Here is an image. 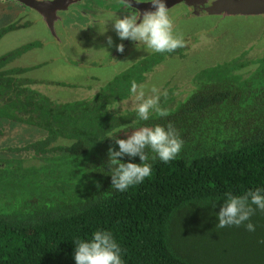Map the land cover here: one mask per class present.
<instances>
[{"label": "trees", "instance_id": "obj_1", "mask_svg": "<svg viewBox=\"0 0 264 264\" xmlns=\"http://www.w3.org/2000/svg\"><path fill=\"white\" fill-rule=\"evenodd\" d=\"M38 46L0 55V121L43 133L12 149L30 159L0 161V264H75L74 241L97 230L112 233L123 264H264V211L238 227L219 228L216 219L229 194L264 192V49L255 61L201 70L186 99L161 95L166 117L152 112L143 121L113 108L175 51L139 60L90 99L57 103L32 88L29 68L13 66ZM169 124L183 141L180 153L164 163L145 149L151 175L126 191L113 188L115 139ZM249 222L255 231L246 230Z\"/></svg>", "mask_w": 264, "mask_h": 264}, {"label": "rangeland", "instance_id": "obj_2", "mask_svg": "<svg viewBox=\"0 0 264 264\" xmlns=\"http://www.w3.org/2000/svg\"><path fill=\"white\" fill-rule=\"evenodd\" d=\"M85 2L86 7L78 6L77 9L84 11L86 17L63 15L62 26L66 29H56L61 41L59 44L50 36L37 13L17 8L12 1H0V28L13 25L17 30L0 40V55L27 43H38L37 48L23 55L14 66L29 68L27 77L36 81L34 88L57 103L90 99L119 71L154 53L140 43V46L128 49L124 59L116 63V45L130 41L120 40L112 26L116 17H125L124 11H116L123 4L118 0ZM95 7L102 9L101 18L94 14ZM175 8V12H178L179 9ZM169 16L174 24V34L181 36L186 46L168 55L146 75L141 84L146 97L152 95L151 89L155 86L161 93L171 91L176 102L182 101L194 89V76L201 70L234 58L255 61L264 49V16L204 15L188 19L172 13ZM71 21L78 23L69 24ZM108 37L112 39L111 46L107 44ZM129 45L128 42L124 48ZM253 69L254 66H251L243 73ZM134 108L132 94L113 110L124 112ZM42 137L43 133L37 129L0 121V161L30 159L28 153L18 154L12 149L21 148Z\"/></svg>", "mask_w": 264, "mask_h": 264}, {"label": "clouds", "instance_id": "obj_3", "mask_svg": "<svg viewBox=\"0 0 264 264\" xmlns=\"http://www.w3.org/2000/svg\"><path fill=\"white\" fill-rule=\"evenodd\" d=\"M121 2L131 7L128 0H121ZM149 3L155 11H145L142 19L139 13L127 15L122 19L115 18L112 26L119 39L142 43L156 53H171L185 47L184 39L174 34V24L163 0H149ZM107 44L112 45L111 37H108ZM116 51L123 53L124 45L117 44ZM130 91L134 96V111L139 120H148L152 112L159 117H166L169 114L166 109L160 107L161 95L167 98V90L161 93L153 86L152 95L146 97L144 86L133 81ZM114 142L119 150L114 151L111 147L108 149V163L112 173L111 185L121 192L126 191L130 186L142 183L151 175L152 167L147 163L149 156L145 149L155 153L154 159L158 158L167 163L180 153L183 145V141L171 124L167 126V129L160 125L141 127L129 134L126 139H115ZM125 156L139 157L141 163H123L121 159ZM257 209L264 211V192L261 189L250 190L244 195L229 194L216 215L217 227H238L245 221H249ZM245 227L247 231H255V226L250 222L245 224ZM74 243L76 245L75 264H123L121 249L111 232L97 230L90 240L77 239Z\"/></svg>", "mask_w": 264, "mask_h": 264}, {"label": "flooded vegetation", "instance_id": "obj_4", "mask_svg": "<svg viewBox=\"0 0 264 264\" xmlns=\"http://www.w3.org/2000/svg\"><path fill=\"white\" fill-rule=\"evenodd\" d=\"M0 1H12L13 3H15V6L17 7H19L20 9H22V10H24V11H26V12H28V13H30V11L31 12H35V13H37L42 19H43V17L36 11V10H34L33 8H30V7H27L26 5H23L22 3H20V2H18V1H15V0H0ZM37 2H39V3H42L43 5H42V7L40 8L41 9V11L46 15V17L47 18H49L50 17V15H51V13L47 10V6H49L51 3L50 2H52V1H55V5L57 4V3H59L60 2V5H65V3H63V1L62 0H36ZM85 1H88V0H75V2H73V3H71V4H69V5H67L66 7H65V9L64 10H58V11H56V13H55V16H56V20L54 21V24H53V27H54V35H52L51 33H50V31H49V29H48V26H47V24H46V21L43 19V23H44V25H46V28H47V30L49 31V33H50V36L57 42V43H59V44H61V41L59 40V38H58V35H57V31H56V29H57V27H58V29H59V31H61V30H64V29H66V28H64L63 26H62V23H63V15L64 14H70V15H77V14H79V15H82L83 17H86V15H85V12L84 11H80V10H78L77 9V7L78 6H84V7H86L87 5H86V2ZM103 1V0H102ZM119 2H121V0H118ZM217 0H182V2L181 3H179V4H177V5H175V6H173L172 8H170L169 9V13H172V14H175V16H178V17H181V15H182V18L183 19H188V18H193V17H200V16H204V15H208V14H206L204 11H205V9L207 8V7H209V6H211L214 2H216ZM128 2L131 4V7H128L127 6V4H125V3H122L123 5L120 7V9L119 10H116L118 13H123V12H120V11H124L125 13H123V15L124 16H127V15H138V13L140 14V16H141V19H142V15H143V13L145 12V11H153L154 10V8L153 7H151L149 4V0H128ZM104 3V2H103ZM105 5V4H104ZM102 6V5H101ZM100 6V7H101ZM17 7V8H18ZM175 7H177V8H175ZM173 8H175V9H179V11L178 12H175V10L173 9ZM92 9V8H91ZM171 9H173V10H171ZM101 8H96L95 7V9H94V14H96V15H98V17H99V15H102V13H101ZM72 11V12H71ZM173 11V12H172ZM180 12H182V13H180ZM209 16V15H208ZM262 16H264V15H262ZM99 18H101V17H99ZM103 22H105L104 21V19L102 18L101 19ZM85 21H87L86 19H85ZM138 23L140 22L139 20L137 21ZM74 23H78V22H76V21H71V23H69V24H74ZM77 26H78V24H76ZM8 28V29H10L6 34H4V36L5 35H7V34H9V33H11V32H14V31H17V30H15L14 29V26L13 25H11V26H5V27H1L0 28V30L2 29V28ZM4 36H2V38L1 39H3L4 38ZM0 39V40H1ZM130 43V45H129V47L128 48H124V51H123V53H119V52H117V51H115V55H114V58L116 57V59H117V61H115L116 63H120L123 59H124V55H125V53L127 52V50L128 49H130V48H136L137 46H140V43L139 44H137L136 42H133V41H124L122 44L124 45V47L127 45V43ZM32 43H36V42H32ZM27 44H31V43H27ZM27 44H25V45H27ZM38 44V43H37ZM22 46H24V45H22ZM22 46H20V47H22ZM20 47H18V48H16V49H19ZM15 50V49H14ZM34 50V49H33ZM10 51H13V50H10ZM10 51H7V52H5V53H8V52H10ZM32 51V50H31ZM178 52V49H176L175 50V52L174 53H177ZM5 53H3V54H5ZM29 53V52H28ZM155 53V52H154ZM3 54H1V55H3ZM27 54V53H26ZM151 54H153V53H151ZM25 55V54H24ZM150 55V54H149ZM149 55H146V56H144V57H142V58H140L139 60H141V59H143V58H145V57H147V56H149ZM168 56V55H167ZM166 56V57H167ZM22 57V56H21ZM20 57V58H21ZM165 57V58H166ZM20 58L18 59V60H16V61H19L20 60ZM139 60H137L136 62H138ZM15 61V62H16ZM14 62V63H15ZM135 62V63H136ZM163 62V61H162ZM161 62V63H162ZM131 65H133V64H131ZM130 64H129V66H127L126 67V69L127 68H129L130 66H131ZM13 66H14V64H13ZM14 67H17V66H14ZM156 67V66H155ZM125 70V69H124ZM123 71V70H122ZM119 72H121V71H119ZM118 72V73H119ZM116 75V74H115ZM31 79V78H30ZM33 80V79H32ZM142 84V83H141ZM140 84V85H141ZM35 85V84H34ZM34 85L32 86V88L33 89H35L34 88ZM35 90H37L38 92H40V93H42L41 91H39L38 89H35ZM43 94V93H42ZM46 96V95H45ZM15 125H17V124H15ZM19 126H23V125H19ZM25 127H28V126H25ZM30 128H33V127H30ZM35 129V128H34ZM41 139V138H40ZM39 140V139H38ZM36 141V140H35ZM34 142V141H33ZM29 144V143H28ZM24 147V146H23Z\"/></svg>", "mask_w": 264, "mask_h": 264}, {"label": "water", "instance_id": "obj_5", "mask_svg": "<svg viewBox=\"0 0 264 264\" xmlns=\"http://www.w3.org/2000/svg\"><path fill=\"white\" fill-rule=\"evenodd\" d=\"M27 7L36 10L46 21L48 29L52 35H54V21L56 20L55 13L58 10H64L65 7L75 0H62L65 5H60V2L55 5V1L50 2L47 6V10L51 13L50 17L41 11L42 3L36 0H15ZM168 9L182 2V0H163ZM153 7L151 4H149ZM154 8V7H153ZM155 11V8L154 10ZM209 16H223V17H254L264 15V0H217L211 6L207 7L204 11Z\"/></svg>", "mask_w": 264, "mask_h": 264}]
</instances>
